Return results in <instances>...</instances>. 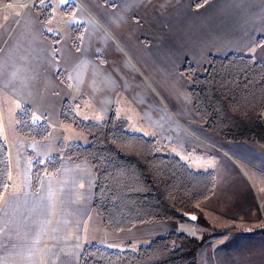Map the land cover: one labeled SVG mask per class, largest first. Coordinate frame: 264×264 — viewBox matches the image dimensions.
Instances as JSON below:
<instances>
[{
    "label": "crops",
    "instance_id": "0c3cea01",
    "mask_svg": "<svg viewBox=\"0 0 264 264\" xmlns=\"http://www.w3.org/2000/svg\"><path fill=\"white\" fill-rule=\"evenodd\" d=\"M10 1V20L0 19V97L14 120L8 129L1 110L0 134L16 142L15 169L21 173L25 167L29 182L19 181L12 190L10 178L0 200V264H79L87 244L113 248L114 241L105 245L91 234L97 232L91 221H100L89 162L63 156L57 173L45 174L38 189L32 186L37 159L62 154L60 142L87 141L84 132L61 122L66 101L87 121L115 112L130 132L157 139L162 154L179 157L194 171L215 173L213 194L197 205L210 225L200 223L210 238L197 264H264V140L229 141L206 130L182 72L187 61L204 73L211 57L231 54L264 64V42L258 44L264 38V0H210L199 8L193 0H50L54 15L48 23L36 0L25 11L19 3L27 0ZM69 3L74 12L66 16L61 8ZM75 25L84 26L78 49L71 37ZM23 106L33 108L36 121L51 124L48 139L32 141L17 131ZM176 219L128 231L131 239H156L181 231L161 228ZM133 243L119 250H137Z\"/></svg>",
    "mask_w": 264,
    "mask_h": 264
},
{
    "label": "trees",
    "instance_id": "16d2710c",
    "mask_svg": "<svg viewBox=\"0 0 264 264\" xmlns=\"http://www.w3.org/2000/svg\"><path fill=\"white\" fill-rule=\"evenodd\" d=\"M105 1V0H103ZM210 0H193L199 8ZM41 20L48 23L54 15L50 0H36ZM64 15L74 12L69 3ZM83 25L71 29L73 45L79 48ZM54 41L58 36L47 33ZM264 38L258 40L262 44ZM182 72L191 82L190 94L206 130L229 141L264 140V64L250 55L231 54L211 57L204 73L187 61ZM60 120L74 125L87 135V141L58 144L62 154L33 163L31 180L38 189L47 173H57L63 156L87 161L96 174L93 208L103 225L123 231L154 220L199 215L198 222L209 227L197 205L215 189L213 171H194L177 156L162 154L157 139L132 133L128 121L113 112L103 121L83 120L74 105L66 101ZM17 131L28 139L44 141L51 135V124L36 121L34 110L23 106L16 114ZM9 150L0 134V200L10 183ZM210 238H197L183 232H169L137 250H119L101 244H87L79 264H197L202 245Z\"/></svg>",
    "mask_w": 264,
    "mask_h": 264
},
{
    "label": "rangeland",
    "instance_id": "374dc122",
    "mask_svg": "<svg viewBox=\"0 0 264 264\" xmlns=\"http://www.w3.org/2000/svg\"><path fill=\"white\" fill-rule=\"evenodd\" d=\"M25 10H23V11H25ZM13 11H14L13 9H9L10 17H9L8 20H10ZM8 20H6V21H8ZM2 21H4V20H2ZM5 104H7V103H5V101H4V96H1L0 97V132H1V128H2V123L4 122L3 115H2V111L5 112V118H6V121H7V128L8 129H9V127H8V121L10 122V120L13 119L12 117H13V114H14L13 113L14 112L13 109H10V107H8L9 105H5ZM7 109L9 111H7ZM80 133H82V132H80ZM30 140H32V139H30ZM32 141H36V140H32ZM7 142H9V144H10V146H9L10 147V149H9V159H10V171H11L10 172V178H12V180H13L11 182V188L10 189L15 190L16 183L17 182L19 183V181H23L24 185H26L25 183H28L29 182L28 179L26 180V178L28 177V171L25 170V167H23V171L21 173L18 172V170L15 169L14 163H15V160L18 158V156L15 155V150H17V148H16V142L14 141V139H11V141H10V139H7ZM87 205L89 207H91V209L94 211V209L91 206V203H90L89 199L87 200ZM94 215H96L98 221H100V222L99 223H96L97 222V220H96L93 223L91 221V226L92 227L94 226V228L96 227L95 230H97V232H95L93 230V232L91 234L94 235V233H96V236H100L99 239L103 242V244L105 243V245H109V242L110 241H114L115 243L112 244V247L113 248H117V249H119V248L120 249L129 248V246H127V244H125V243L128 240H133L134 243L130 247L131 248L138 249L139 247L145 246L148 243H150L151 240L154 239L157 236V235H152V237L145 238V239H141V238L140 239H136V238L131 239L132 237H134L133 230L132 231L123 230V231H119V232L112 231V230L106 228L103 225V222H102L101 217L99 215H97L95 211H94ZM163 223H165V224H163V226H161V228L162 227L168 228L169 230H172V231H174V230H181L179 232H183V233H186V234H190V235L196 236V237H202L205 234V231H200V230H203V228H202V226H201V224L199 222H194V221H192V220H190L188 218H185V217H179V218H177L174 221H168V222H163ZM144 224H146V223H144ZM194 225H197V227H199L198 228L199 229L198 231H197V228H194V229L191 228V227H194ZM157 234H161V233L158 232Z\"/></svg>",
    "mask_w": 264,
    "mask_h": 264
},
{
    "label": "built area",
    "instance_id": "2783aa9c",
    "mask_svg": "<svg viewBox=\"0 0 264 264\" xmlns=\"http://www.w3.org/2000/svg\"><path fill=\"white\" fill-rule=\"evenodd\" d=\"M32 5V0H27L25 2L19 3L22 10L29 8ZM15 6L10 0H0V18L4 21L8 20L10 17L9 9Z\"/></svg>",
    "mask_w": 264,
    "mask_h": 264
},
{
    "label": "water",
    "instance_id": "95a60500",
    "mask_svg": "<svg viewBox=\"0 0 264 264\" xmlns=\"http://www.w3.org/2000/svg\"><path fill=\"white\" fill-rule=\"evenodd\" d=\"M180 215L185 217V218L194 220V221H197L198 218H199V215L193 214V213H184V212H182V213H180Z\"/></svg>",
    "mask_w": 264,
    "mask_h": 264
}]
</instances>
